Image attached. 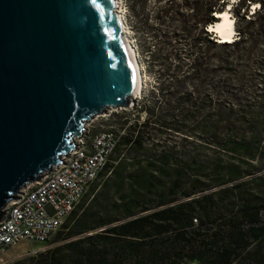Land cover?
I'll use <instances>...</instances> for the list:
<instances>
[{"label": "trees", "instance_id": "trees-1", "mask_svg": "<svg viewBox=\"0 0 264 264\" xmlns=\"http://www.w3.org/2000/svg\"><path fill=\"white\" fill-rule=\"evenodd\" d=\"M244 2L231 42L186 33L173 68L114 113L118 143L56 244L10 264H264V0Z\"/></svg>", "mask_w": 264, "mask_h": 264}, {"label": "water", "instance_id": "water-1", "mask_svg": "<svg viewBox=\"0 0 264 264\" xmlns=\"http://www.w3.org/2000/svg\"><path fill=\"white\" fill-rule=\"evenodd\" d=\"M117 6L0 0V221L20 188L74 149L88 121L134 103L138 71Z\"/></svg>", "mask_w": 264, "mask_h": 264}, {"label": "rangeland", "instance_id": "rangeland-1", "mask_svg": "<svg viewBox=\"0 0 264 264\" xmlns=\"http://www.w3.org/2000/svg\"><path fill=\"white\" fill-rule=\"evenodd\" d=\"M120 10L123 15L126 31L134 48L142 75L140 93L134 99V103L141 101L144 95L149 94L150 88L156 84L157 71L173 68V55L180 46L181 39L185 40V34L190 37L187 41H195L197 47L206 45L203 31V10L210 0H119ZM215 1V0H212ZM219 0L223 9L230 6V17L235 21V9L241 0ZM260 0H245L248 12L258 10ZM244 6V8H245ZM243 9H240V14ZM216 16V13H215ZM235 29V27H234ZM236 30L233 38L236 37ZM260 66L264 64H259ZM124 109V108H121ZM121 109L109 108L105 113L97 115L85 124L86 135L104 130L114 129L116 135V121L119 117L115 112ZM108 119L113 121L108 124ZM56 241L51 240L46 244L21 242L9 248L3 255V264L13 263L23 257L34 255L53 247ZM33 249V250H32ZM30 252V253H29Z\"/></svg>", "mask_w": 264, "mask_h": 264}, {"label": "built area", "instance_id": "built-area-1", "mask_svg": "<svg viewBox=\"0 0 264 264\" xmlns=\"http://www.w3.org/2000/svg\"><path fill=\"white\" fill-rule=\"evenodd\" d=\"M85 132L86 129L74 149L57 166L20 188L4 206L0 221V264L4 263V253L21 242H50L97 178L113 153L119 135L110 130H100L90 136Z\"/></svg>", "mask_w": 264, "mask_h": 264}, {"label": "bare ground", "instance_id": "bare-ground-1", "mask_svg": "<svg viewBox=\"0 0 264 264\" xmlns=\"http://www.w3.org/2000/svg\"><path fill=\"white\" fill-rule=\"evenodd\" d=\"M117 11L119 12L121 18H122V22L124 27L126 26L124 23V19H123V15L122 12L120 10V1L118 0V6H117ZM230 6L228 5L226 8H224L223 10L216 12V17L217 20L214 21L215 23H211L209 25H207L208 27V31L214 32L215 35L218 34V41L220 42H231L233 39V35H234V20L233 18L230 17ZM124 33L126 35V40L129 44V46L131 47L132 51H133V56L134 59L136 61V66H137V71H138V78H139V91L137 93V95L140 93L141 90V86H142V75H141V70H140V66L138 64L137 58H136V54L134 51V48L130 42V39L128 37V33L126 31V27L124 29ZM136 95V96H137Z\"/></svg>", "mask_w": 264, "mask_h": 264}]
</instances>
